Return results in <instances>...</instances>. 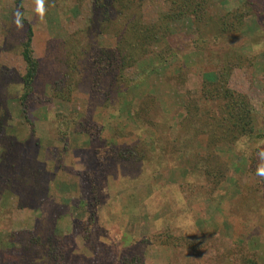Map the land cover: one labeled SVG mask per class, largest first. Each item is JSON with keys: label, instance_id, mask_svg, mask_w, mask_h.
Segmentation results:
<instances>
[{"label": "rangeland", "instance_id": "rangeland-1", "mask_svg": "<svg viewBox=\"0 0 264 264\" xmlns=\"http://www.w3.org/2000/svg\"><path fill=\"white\" fill-rule=\"evenodd\" d=\"M101 2L0 0V264H264V0Z\"/></svg>", "mask_w": 264, "mask_h": 264}, {"label": "trees", "instance_id": "trees-1", "mask_svg": "<svg viewBox=\"0 0 264 264\" xmlns=\"http://www.w3.org/2000/svg\"><path fill=\"white\" fill-rule=\"evenodd\" d=\"M113 1H115V0H102L101 7H103V10H106V12L107 11L109 12L110 11V8H111V5L110 4ZM15 2L17 4V7L20 8L21 7V0H15ZM20 21H22L24 24H27V22L23 18H20ZM26 27H27V29H26V35H25V37L23 38V40L21 42V46H22V48H21V55H22L23 60L25 62V68H26L25 74L23 76V81H24V94L22 96V103L21 104H24V100L26 99V96L31 91V86H32L33 80L35 79V77L37 75V71H38V67H39V62H38V60L36 58L33 57V50L31 48L32 29H31V26L30 25H26ZM135 27L137 29H139L137 26H132V28L130 29V31L131 30H134ZM119 38H122V37L121 36H117V39H119ZM134 51H136V50H134ZM129 58L130 57H128V59ZM230 95L232 96L233 93H231ZM238 103L239 102L233 101L232 99L230 100V106H231L232 111L233 110L236 111V113L233 114V117H237L241 110L242 111H247L244 108L238 109V107L236 106V104L238 105ZM244 116L245 117H249V116H247V114L246 115L244 114ZM242 135H244V134H242ZM204 169L207 172V175L208 176H209L208 172H210V175H212L213 168L211 166H209V167L208 166H204ZM213 178L214 177H211V179H213ZM237 198H243V197H237Z\"/></svg>", "mask_w": 264, "mask_h": 264}, {"label": "clouds", "instance_id": "clouds-1", "mask_svg": "<svg viewBox=\"0 0 264 264\" xmlns=\"http://www.w3.org/2000/svg\"><path fill=\"white\" fill-rule=\"evenodd\" d=\"M42 8H43V3H42V0H40V7H39L38 10H41L42 11ZM259 174L260 175H264V171H261Z\"/></svg>", "mask_w": 264, "mask_h": 264}]
</instances>
